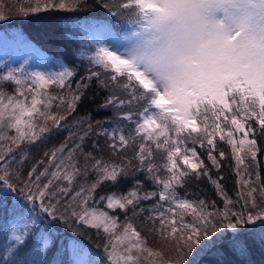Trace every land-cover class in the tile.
<instances>
[{"label":"snow or ice","instance_id":"6c2138e0","mask_svg":"<svg viewBox=\"0 0 264 264\" xmlns=\"http://www.w3.org/2000/svg\"><path fill=\"white\" fill-rule=\"evenodd\" d=\"M81 3L35 0L33 6L28 0L20 12L74 10ZM118 7L134 17L128 21L134 26L128 42L114 50L98 47L88 57L92 68L75 81V88L76 66L61 65L44 73L28 72L21 65L0 75L4 264H46L49 252L47 264H192L189 257L200 264L193 256L197 246L198 255L213 249L222 254L227 240L230 248L247 255L248 238L257 229L245 231L242 226L257 221L264 225V180L258 170L253 179L247 166L240 168L245 164L242 151L250 154L248 164L257 169V152L264 153V144L257 147L258 139L264 141V0H126ZM7 16L0 8V20ZM94 81L109 92L96 111L111 110V117L94 125L92 113H86L77 121L86 127L73 134L79 142L70 147L66 140L45 153L49 167L39 171L33 165L25 172L27 156L18 152L21 144L35 143L44 133L66 127L68 116L88 99ZM6 83L14 84L12 93ZM48 85L66 89L67 94L41 93ZM53 101L62 111H52ZM105 123L111 126L105 128ZM234 133H243V138L237 141ZM91 136L105 138L107 158L84 151ZM217 137L231 145L236 161L240 191L235 200L224 189V177L214 179L211 174L225 158ZM157 154L163 163H157ZM78 156L83 157L82 166ZM117 156L119 162L113 160ZM130 169L131 189L98 195L107 183L119 188ZM90 171L95 179L89 182ZM138 173L154 185L153 190L144 187ZM81 176L84 183L77 184ZM205 177L223 200V208L187 191L193 181ZM142 201L154 203L144 208ZM117 211L124 214L123 224ZM145 212L149 213L145 226L158 238V247H150L133 223ZM58 224L73 233L66 247ZM85 228L95 229L101 237L96 248L103 249L102 257L77 238L88 237ZM228 229L233 231L226 233ZM259 235L264 245V226ZM65 251L66 262L58 258Z\"/></svg>","mask_w":264,"mask_h":264},{"label":"trees","instance_id":"16d2710c","mask_svg":"<svg viewBox=\"0 0 264 264\" xmlns=\"http://www.w3.org/2000/svg\"><path fill=\"white\" fill-rule=\"evenodd\" d=\"M109 2L113 5V8L110 6H106L105 2ZM82 0L80 7L74 10H51L47 9L44 10L43 8L40 11L32 12L30 16L27 18H19L14 17L11 18L12 22H15L19 28H21L22 32L26 35L27 39L32 43L38 45L39 47L43 48L46 51L47 60L55 65V67L60 68L61 65L67 66H76L78 67L79 71L86 72V69L92 68L88 57L91 55L90 51L87 50L85 44H88L89 34L85 31V27L88 26L90 23L98 22L101 20L110 21L113 18H116L120 14V10L123 13L131 14L129 11L122 10L118 7L120 3L126 2V0ZM95 2H98V6H95ZM0 5L3 6L1 0ZM5 12L10 15V13L6 10ZM9 68V63L6 60H2L0 57V69L7 70ZM80 75V76H82ZM75 77L73 81V87H75V81L80 79ZM10 83H6L5 87ZM93 92L96 93L95 97L93 98ZM88 99L80 104L77 108L76 112L73 113L71 118L75 117L76 121L81 118L85 117L86 113H92V122L95 125V121L106 119L111 117L112 111L108 110L106 112H97V107L102 104L107 96H109V92L101 90L95 86V81L93 82V88L88 91ZM111 125L105 123L103 127L108 128ZM80 127H86L85 125H78L74 123L72 129L79 131ZM95 131H100L99 128H95ZM101 139H104V145L98 143ZM79 142V141H78ZM27 143L23 142L20 146L19 151H23L25 153L24 145ZM105 138L103 136H91L85 141V152H92L97 153L101 149H107L105 147ZM97 145V148H93V145ZM71 147V146H70ZM52 150L48 148H43L42 150L37 152V155H34L35 161L37 158L39 162L36 164H24V170L27 172L33 165L38 167L39 171H43L46 167H49L48 157L45 156V153H50ZM217 155L219 159L218 153H214ZM26 155V153H25ZM59 155V154H58ZM128 156L132 155V151L129 150L127 153ZM107 158V157H106ZM121 157H116V162H119ZM205 163L211 166V162L204 157ZM78 160L83 165V157L78 156ZM114 160V159H113ZM43 161V163H40ZM157 163H163L162 159H158L157 154ZM222 165L220 164L219 170L216 168L211 169L212 177L215 179L217 176L224 177L222 183L227 195L232 198L236 199L237 192L240 191V188L237 184V180L239 177L236 175V161L231 155L228 157L225 155V158L221 160ZM246 166L240 165L241 169H244ZM259 169L256 168V165L252 164L247 166V170L253 173L252 178L255 179V173L258 170L261 176V179L264 180V157L260 160ZM54 170V169H51ZM253 171V172H252ZM132 170H129L128 177H122L119 188L113 186L110 183L103 185L100 189L97 190L99 194H107L112 192H122L126 193L129 189L133 187L134 178L132 176ZM89 182L92 179H95V176L89 172ZM243 174V172H242ZM140 180L145 181V177L143 173H138ZM161 176L164 175L163 171L160 173ZM45 182H47L45 180ZM84 183V177L77 178V184ZM144 187L149 190L154 189V185L150 182L145 181ZM187 191L189 193L197 192L201 194L202 198L207 197L210 200L216 201L217 206L223 208V200L219 195H217L216 191L214 190L213 185L210 181L205 177L198 181H193L189 186ZM181 195H185L184 189H179ZM98 200V196H97ZM154 201H142L141 206L147 208L145 205H152ZM116 215L119 217V221L121 224L124 223V214L122 212L117 211ZM130 215V214H129ZM144 216H148V212L144 213ZM134 225L136 226L138 231H142L141 225L133 221ZM261 222L258 221L256 224L257 232L248 238V253L247 255H240L238 251L233 250L229 247L227 240L222 246V254H218L216 249H213L207 254L198 255L197 252L199 251V246H197V251H194L193 256L196 260L200 261V264H264V245L261 244L259 229L260 227L258 224ZM145 225V223H144ZM84 227V226H81ZM58 229V235L61 242L64 246H67V240L73 238V233L69 231L66 226L63 225H56ZM251 228L247 225L242 226L241 230H250ZM7 227L4 223L3 214H0V233H6ZM85 231L88 233V237H77L78 239H82L83 242L87 247L93 250L95 253L96 244L101 243V237L97 235L95 229L85 228ZM226 233L228 231L231 233L233 230L228 229L225 230ZM146 232V230H144ZM219 235V234H217ZM215 239V237H213ZM3 241V236L0 235V242ZM148 244L149 241H148ZM159 246V245H158ZM156 247V245H153ZM55 251V249H53ZM66 251L63 254L59 255L58 258L62 259L65 258ZM52 258V252L48 253V256L45 258V262L47 264V260ZM191 260V259H189ZM192 264H195L193 259L190 261ZM0 264H4L2 259V252H0Z\"/></svg>","mask_w":264,"mask_h":264},{"label":"rangeland","instance_id":"374dc122","mask_svg":"<svg viewBox=\"0 0 264 264\" xmlns=\"http://www.w3.org/2000/svg\"><path fill=\"white\" fill-rule=\"evenodd\" d=\"M94 1H96V0H94ZM101 1H103V0H101ZM1 2H2L3 6L0 5V8H3V10L8 11L10 13V15H8V16H10L11 18H14V17L27 18L32 13L31 11H27V10H25L24 14H21V12H20L21 7L26 5L28 3V0H1ZM103 2H105L106 6H110L112 8H113V5H115V4H111L109 2H106V1H103ZM34 3H35V0H33V6H34ZM98 4H99L98 2H95L96 7L98 6ZM49 9L56 10V8H49ZM8 16L5 20H0V51L2 49L7 51L8 60L10 62H13L16 65H23L27 70H29L28 72L39 71V72L48 73L51 71H57V69L50 62L45 61V59L42 56L41 50L36 48L34 45L30 44L24 37L21 36L19 38V34H20L21 30L17 25L5 24V23L9 22V20H11V18H9ZM105 25L95 24V25H92L89 27V30H90L91 34L94 36V38H97L99 40V46L107 45V46H110V50H114V49L120 48L122 45H124L128 42V38L119 40L111 32V30L107 27L109 25H106V26ZM16 38L18 40H16ZM16 41H19L22 48H23V50L21 52L16 51L14 46H7L9 44L15 43ZM2 60H5L3 56H2ZM0 70H2V69H0ZM97 70H100V69H97ZM100 71H102V70H100ZM6 72H7V70L0 71V75L6 74ZM82 74H84V72L79 71V75H77L76 78H78ZM5 88H6L7 92L12 93L14 91V84L10 83ZM73 88H75V87H73ZM45 91L48 92L49 95H53V96L60 95V94H63V95L67 94L66 89H60L57 85H48L44 89H40L41 93H43ZM40 98H41V96L38 95L37 99H40ZM30 101H31V94H28V101H26V103H28L29 106H30ZM56 103H58V101H53L52 111L53 112L62 111V109L56 108ZM38 107L42 108L43 106L38 105ZM41 123H43V122L41 121ZM74 123L77 124L76 118L75 117L71 118L68 116L66 127L62 128L61 130L54 131L52 133H44L42 135V138L40 140L36 141L35 143H32V144L26 143L24 145L25 153L27 156L26 163H28V164L38 163L39 159L37 158V161H35L34 155H37V152L42 150L43 148H48L50 150H53L55 148H58L61 145V143L65 142L66 140H67L69 146H72L74 143H77L78 139L76 136L73 135L74 133H77V131L72 129ZM48 126L51 127V121L48 122ZM77 126H78V124H77ZM37 131H38V129H37ZM234 136L238 141L239 139L243 138V133H234ZM249 138H253L252 134L249 135ZM217 140H218L220 148L225 151V155L227 157H228V155H231V157L234 158V156L231 152V145H228L226 142L219 141L218 137H217ZM98 143L104 145V139H101L100 142H98ZM262 144H264V141H261L258 139L257 147H261ZM101 154H103L105 157H108V155H109L107 149H101V150H99V152L94 153L93 155L100 156ZM240 154L245 160L244 166H250V164H248V161L250 160V154H246V150L242 151ZM263 157H264V153L257 152V163L258 164H260V160ZM113 159L116 161V157H113ZM158 159H162L161 154L158 156ZM81 161H83V160H81ZM221 165H222V163H221ZM259 170H260V168H259ZM181 196H184V195H181ZM205 198H207V197H205ZM145 206H147V208L151 207V205H149V204L145 205ZM148 215H149V213H148ZM145 218H146V216H144V214H143L142 217H140L139 219H134L133 221H135L136 223L141 225L142 229L146 230V232H144V230H143L141 234H142V236H145L147 238V240L150 243L149 246L153 247V245H156V247H158V245H159L158 244V238L154 234H152L149 231V229L144 225ZM100 249H102V248H100ZM189 259L192 260L193 258L189 257Z\"/></svg>","mask_w":264,"mask_h":264}]
</instances>
